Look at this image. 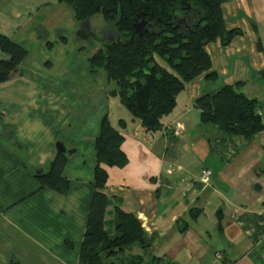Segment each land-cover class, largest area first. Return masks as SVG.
<instances>
[{
    "label": "crops",
    "instance_id": "obj_1",
    "mask_svg": "<svg viewBox=\"0 0 264 264\" xmlns=\"http://www.w3.org/2000/svg\"><path fill=\"white\" fill-rule=\"evenodd\" d=\"M221 10L225 29L241 34L226 46L219 39L205 46L217 79L189 82L151 133L107 97L106 73L87 71L77 55L81 43L58 41L57 30H75L72 9L57 0H0V35L27 50L0 84V264H78L94 192V141L105 116L122 136L126 165L105 167L102 193L140 222L150 245L143 264H264V130L249 140L229 138L201 123L194 106L204 94L243 83L239 92L261 104L264 126V0H224ZM70 60L75 90H64L61 67ZM59 143L75 150L63 169L66 195L39 189L34 178L48 170ZM203 170L211 172L207 185Z\"/></svg>",
    "mask_w": 264,
    "mask_h": 264
},
{
    "label": "trees",
    "instance_id": "obj_2",
    "mask_svg": "<svg viewBox=\"0 0 264 264\" xmlns=\"http://www.w3.org/2000/svg\"><path fill=\"white\" fill-rule=\"evenodd\" d=\"M57 1L69 5L79 23L100 15L109 24L115 39L103 42L102 47L87 58L88 71L102 69L108 84L115 85L108 92L109 96L118 99L132 120L151 133L161 129L162 118L174 111L177 97L189 82L201 75L205 79H217L205 46L217 39L226 46L241 34L225 29L221 10L224 0ZM140 22L143 28L139 35L135 25ZM34 29L38 33L41 30ZM38 36L46 39L45 31ZM59 41L65 43L66 39L60 36ZM52 46L47 43L48 48ZM0 53L6 56L5 60H0V84H3L17 71L27 50L0 35ZM242 85H224L213 94L198 97L194 106L200 112V122L217 125L219 132L229 138L249 140L262 132L261 104L239 92ZM125 125L124 120L118 121L120 129ZM121 142L119 131L105 116L94 141V192L78 264H142L144 255H131L127 250L137 245L144 254L150 247L137 218L123 208L121 200L102 193L107 182L105 167L126 165ZM68 159L67 154L57 150L48 170L34 173L39 189L61 195L68 193L69 182L63 176ZM180 231L184 232L185 228ZM10 264L20 263L11 259Z\"/></svg>",
    "mask_w": 264,
    "mask_h": 264
},
{
    "label": "rangeland",
    "instance_id": "obj_3",
    "mask_svg": "<svg viewBox=\"0 0 264 264\" xmlns=\"http://www.w3.org/2000/svg\"><path fill=\"white\" fill-rule=\"evenodd\" d=\"M64 5L70 9H72L69 5H67V4H64ZM75 22H76V27H75V30L73 32L69 33L66 30H64V31L63 30H57L55 32V34L58 37V41H59L60 36H62L66 39L65 43H61L59 41L63 45L67 44V39H69L70 42L72 40V42H74V43L75 42L81 43L82 48L79 49V51H77V55H78V52H80L79 60H81L82 62L87 64V58L92 55L93 50L95 48L99 47L98 49H100L102 47V44H103L102 39L106 36V34L108 32L111 31V29H110L111 27L109 28V24L106 23L100 15H95L89 20L90 34H89L88 38L86 40H84V39L79 38V36H78V31L80 30L79 28H80V25L82 23H79L77 21H75ZM39 33L41 34L42 30H40ZM64 56H65V58H69L67 55H64ZM73 56L74 55H72V57ZM61 68H63L67 72V76H66V79L64 81L66 83H64V86L62 85L63 89L65 90V88H66L68 90H75V71H74L75 65L74 66L71 65V60H70V66L68 69H66L63 66ZM87 71H88V69H87ZM106 85H107L106 95L108 98H110L108 92L113 90L115 88V85L113 83L108 84V82ZM88 87L91 89L94 88L91 84H89ZM80 88H81V86H80ZM93 100H98L97 94L96 95H89L87 101H85V105H87L89 101L92 102ZM73 101H75V96H72V102ZM116 101H118V99H116ZM122 109H124V108H122ZM114 114H117V112L115 111V109L113 107H111L110 112H109L110 120H113ZM140 251H141V253H140ZM127 253L131 254V255H140V254H142V250L140 249L139 246L135 245V246L129 248L127 250ZM143 263H144V261H143Z\"/></svg>",
    "mask_w": 264,
    "mask_h": 264
},
{
    "label": "water",
    "instance_id": "obj_4",
    "mask_svg": "<svg viewBox=\"0 0 264 264\" xmlns=\"http://www.w3.org/2000/svg\"><path fill=\"white\" fill-rule=\"evenodd\" d=\"M142 28H143V23H142V22L136 24V25H135L136 33L140 35ZM79 29H80V30L78 31V36H79V38L86 40V39L88 38L89 34H90L89 20L84 21V22L80 25V28H79ZM114 39H115V36H114V35H112V36H110V37H106V36H105V37L102 39V42H106V41H107V42H111V41H113ZM56 147H57V150H59V151L65 153V154H67V155H71L72 153L75 152L74 149H72V150H67V149H65L64 146H63L61 143L57 144Z\"/></svg>",
    "mask_w": 264,
    "mask_h": 264
},
{
    "label": "built area",
    "instance_id": "obj_5",
    "mask_svg": "<svg viewBox=\"0 0 264 264\" xmlns=\"http://www.w3.org/2000/svg\"><path fill=\"white\" fill-rule=\"evenodd\" d=\"M210 177H211V172L209 170H203L201 172V175H200V182L203 184V185H207L209 183V180H210ZM215 258L217 260H220L221 258V255L220 253H216L215 254Z\"/></svg>",
    "mask_w": 264,
    "mask_h": 264
},
{
    "label": "flooded vegetation",
    "instance_id": "obj_6",
    "mask_svg": "<svg viewBox=\"0 0 264 264\" xmlns=\"http://www.w3.org/2000/svg\"><path fill=\"white\" fill-rule=\"evenodd\" d=\"M110 36H111V33L108 32V33L106 34V37H110Z\"/></svg>",
    "mask_w": 264,
    "mask_h": 264
}]
</instances>
